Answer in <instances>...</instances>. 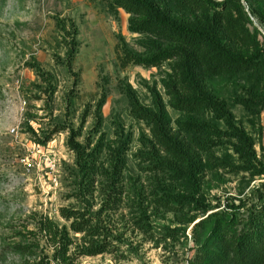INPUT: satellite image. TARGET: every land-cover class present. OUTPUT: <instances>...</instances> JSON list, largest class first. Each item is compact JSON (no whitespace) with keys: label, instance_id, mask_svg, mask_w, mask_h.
I'll return each instance as SVG.
<instances>
[{"label":"rangeland","instance_id":"rangeland-1","mask_svg":"<svg viewBox=\"0 0 264 264\" xmlns=\"http://www.w3.org/2000/svg\"><path fill=\"white\" fill-rule=\"evenodd\" d=\"M252 17L251 28L257 27L264 40V25ZM70 19L76 24L79 41L71 71L62 63L69 37L58 26L59 20L69 24ZM129 19L123 9L111 11L106 0H0V264H36L41 259L60 264L47 236L39 235L42 247L36 254L35 246L21 252L18 245H35L38 218L48 217L60 227H69L70 221L60 210L85 206L79 196L77 158L67 144L72 132L79 130L76 141L84 145L90 141L92 148L102 142L104 151L98 163L105 168L111 164L109 147L126 137L131 141L119 182L121 200L100 214L114 243L112 250L74 257L73 264H190L203 233L199 224L203 218L213 212L231 213L232 207L241 205L240 212L246 213L249 207L264 202V175L228 169L205 173L195 190L199 203L193 202L184 211H170L154 202L155 182L164 177L152 172L151 164L139 156L148 150L143 140L151 137V131L132 114L121 83L130 85L149 107H153L156 88L167 105L174 131L181 115L170 105L163 83L171 72L170 62L159 67L123 66L119 43L125 41L135 52L145 50L141 44L144 36L129 30ZM33 62L52 74L54 93L39 79L31 67ZM212 85L229 104L234 123L262 140V148L257 145L256 149L264 161V110L254 115L237 101L247 95L249 82L242 77L235 81L216 78ZM104 93L103 123L97 128L96 105ZM58 128L61 131L50 141L40 142ZM217 154L239 161L229 145ZM93 177L97 190L86 198L97 212L105 200L98 190L105 177ZM173 187L194 194L186 181ZM204 205L208 206L206 213ZM193 217L195 221L189 222ZM72 236L76 243H83L81 235L72 232Z\"/></svg>","mask_w":264,"mask_h":264},{"label":"trees","instance_id":"trees-1","mask_svg":"<svg viewBox=\"0 0 264 264\" xmlns=\"http://www.w3.org/2000/svg\"><path fill=\"white\" fill-rule=\"evenodd\" d=\"M114 13L123 9L130 14L129 30L144 36V52H135L125 41L119 43L123 66L130 64L159 67L170 62L171 72L163 81L170 105L180 113L174 131L172 118L160 92L153 89V107L142 104L133 88L122 82L121 90L127 97L135 118L150 128L145 137L148 150L140 152L142 162H149L151 171L161 174L152 191L159 207L170 211H184L193 202L199 203L195 190L205 173L217 169L231 172H250L264 175V161L258 156V140L245 127L235 124L233 112L212 81L216 78L235 81L242 77L249 82L247 95L237 100L248 112L260 115L264 110V40L257 27L251 28L256 16L264 25V0H106ZM67 34L66 54L62 63L71 71L78 53V29L73 20L58 21ZM31 67L39 79L54 93L52 74L33 62ZM104 93L96 105L95 126L103 123ZM89 112L85 113L83 124ZM218 122L226 125L222 128ZM61 130L55 129L42 143H47ZM79 132H72L68 146L75 152L80 177L79 196L83 208H62L61 215L70 221L60 227L48 217L37 219L35 245L19 244L21 252L42 247L39 235L48 237L54 259L60 264H73L74 257L97 256L112 250L109 230L100 214L105 208L121 200L119 182L126 169V154L131 138H123L117 146L109 147L110 168L98 161L104 145L92 148L76 141ZM229 145L238 155V163L222 159L217 152ZM101 174L99 192L105 196L100 210L94 212L86 198L97 190L94 175ZM155 180H157V176ZM169 180V183L167 181ZM186 181L192 193L175 191L174 183ZM204 213L208 206L204 205ZM241 206L232 212H213L200 221L203 231L197 242L196 253L190 264H264V202L241 213ZM195 217L189 222L195 221ZM81 235L83 243L72 236ZM34 234V231H30ZM36 264H51L45 259Z\"/></svg>","mask_w":264,"mask_h":264},{"label":"built area","instance_id":"built-area-1","mask_svg":"<svg viewBox=\"0 0 264 264\" xmlns=\"http://www.w3.org/2000/svg\"><path fill=\"white\" fill-rule=\"evenodd\" d=\"M252 19L254 20V18L252 17Z\"/></svg>","mask_w":264,"mask_h":264}]
</instances>
